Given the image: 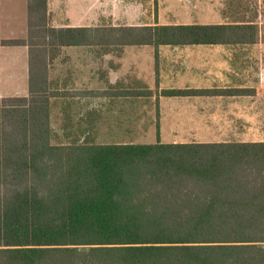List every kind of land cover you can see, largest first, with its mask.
<instances>
[{"label":"trees","instance_id":"obj_1","mask_svg":"<svg viewBox=\"0 0 264 264\" xmlns=\"http://www.w3.org/2000/svg\"><path fill=\"white\" fill-rule=\"evenodd\" d=\"M49 19L48 0H28L26 39L2 41L29 46L30 82L28 96L0 97V264H264V140L104 143L86 128L76 134L65 116L70 140L53 143V102L84 91L53 85L48 52L250 44L259 25L58 27Z\"/></svg>","mask_w":264,"mask_h":264},{"label":"rangeland","instance_id":"obj_2","mask_svg":"<svg viewBox=\"0 0 264 264\" xmlns=\"http://www.w3.org/2000/svg\"><path fill=\"white\" fill-rule=\"evenodd\" d=\"M181 1V4H178L176 0H167V5L160 8L158 0L155 1V4L151 0H109L108 3L103 0L101 2L104 4V12L100 10L98 23L122 25L154 23L156 21L211 22L220 19L222 7H204L202 4L206 0ZM208 2L218 4L222 0H208ZM56 9L58 8L56 7ZM106 14L108 17H106ZM54 19L55 25H60L62 15L55 13ZM259 21L262 28L264 26V13ZM254 46V48L257 47L261 50L264 48V43L258 42ZM147 48L142 46L141 49L147 50ZM130 49L138 50L135 47ZM77 50L72 48L62 49L58 56L53 55V57L51 56L54 53L51 51L49 53L51 60L55 58L53 64H50L53 81L66 82L67 89H88L95 87L97 84L102 86L105 84V80L109 79L111 74L114 73V79H117V81L123 80L125 85L122 84V87L144 89L147 88V85H150L153 90L157 91V81L161 83V88H168L172 84L179 85L176 83L184 86L194 83V80H197V84L202 85L208 81V76H215L216 73L196 70V74L189 75V81H186L187 78L181 79V77L179 79L176 77L170 78L165 72L166 67L164 65L161 66V69L150 65L148 62L150 55L146 51H141L140 62L133 61L137 57L132 53L125 67L122 66L109 71L106 69L107 61L98 60L94 65L89 50L87 51L85 47L84 50L86 51ZM261 53L260 55L258 53V58L262 57L264 59V51L263 55ZM117 57L115 56V60H118ZM261 63L264 64V61ZM255 67L254 65L251 80H255L253 74L255 72L258 79L260 74H264V66L260 67L259 65L258 68L256 67L257 69ZM257 86L260 87V92H263L264 82H257ZM144 96L131 98L130 102L118 103L114 114H105L104 112L103 121L98 123L96 128H89L90 133L88 136L97 142L121 141L132 143L264 140L263 94L255 97L253 101L236 102L219 98H176L170 96L166 98L163 96L156 100L154 97ZM61 106L62 102L60 100L56 99L53 102L51 114L53 143L70 140L65 136L64 130L61 129L63 122L62 109L64 108L61 109ZM73 108V113L77 118L74 117L73 120L67 122L69 125H73L76 134H79L81 130L87 128L85 126L89 124L90 119L86 118V116H89L88 114L85 115L87 111L84 110L82 103L75 104ZM82 108L83 110H81ZM81 114L84 117H80Z\"/></svg>","mask_w":264,"mask_h":264},{"label":"crops","instance_id":"obj_3","mask_svg":"<svg viewBox=\"0 0 264 264\" xmlns=\"http://www.w3.org/2000/svg\"><path fill=\"white\" fill-rule=\"evenodd\" d=\"M103 0H48L49 20L50 23L58 27H70V26H91V27H109L118 26L115 24H99L98 15L100 10L103 11ZM106 3L109 0H105ZM112 1V0H111ZM153 4L157 0H151ZM167 0H158L159 6L167 5ZM174 1V0H171ZM178 4H181L179 0ZM107 5V4H106ZM204 7H222L220 11V19L211 22H162L156 21L154 23L144 24H190V23H243L253 22L257 23L260 27L258 40L250 44H194L183 46L161 45L157 51L152 45H92V46H64L54 49H48V52H53V55L58 56L62 49L72 48L78 51H86L84 47L89 50L92 58L91 61L96 64L98 60L107 61L106 69L114 70L126 66L128 60H130V54L134 53L137 57L133 59L135 62H140L139 57L141 51H146L150 57L148 62L153 67L161 69L164 65L165 72L170 78H187L189 81V75L196 74V70L216 72L215 76H208V81L205 84H197V80L194 83H189L182 86L180 83L177 86L175 84L170 85L168 88H161V83L156 82L157 91L153 90L152 86H148L144 89L152 90L150 94L132 95L123 93L130 89H142L136 87H122L123 80L117 81L113 78L114 73L110 78H106L105 84L102 86L88 88V89H67L66 82L60 81L54 82L52 72L50 68V79L54 86L63 87L62 90L66 91H84V93L74 95H61L58 100L62 102V118L65 116L72 119L77 118L73 113V106L78 103H82L84 110L87 111L90 122L87 127V132L90 133L89 128H96L98 123L103 121L105 114H114L115 107L118 103L130 102L131 98H140L144 95L148 97H154L159 100L161 97H200L209 99H223L230 102L236 101H253V99L260 94V87L257 86V82H264V74L258 75L255 73V80H251L253 66L257 68L264 66V59L258 58L263 49L254 48L258 42L264 43V26L261 28L259 18H262L264 13V0H222V2L209 3L208 0L202 4ZM56 7L58 9H56ZM108 7V6H106ZM254 8V10H252ZM55 13L62 15V21L60 25H55ZM250 13V14H249ZM108 14V12H107ZM106 14V17H108ZM144 24H122V25H144ZM28 34V0H0V97L9 96H28L29 94V82H30V50L26 44H9L2 43L6 40L26 39ZM142 46L148 47L147 50L141 49ZM254 46V47H253ZM138 48V50L130 48ZM132 51V52H130ZM157 52V53H156ZM115 56H118L115 60ZM49 56V65L53 64ZM260 61V62H259ZM255 67V68H256ZM256 68V69H257ZM114 72V71H113ZM250 72V74H248ZM199 79V77H198ZM117 81V82H116ZM125 85V84H124ZM104 86V87H103ZM119 86V87H118ZM121 86V87H120ZM129 86V85H126ZM131 86V85H130ZM176 87V88H175ZM226 89L231 90L233 93L220 94V95H190V96H175V95H163L162 91L165 89ZM143 89V90H144ZM239 90L240 93H238ZM87 92V93H86ZM145 97V96H144ZM159 102V101H158ZM83 110V108L81 109ZM83 113V112H82ZM81 114L80 117H82ZM78 117V118H80ZM84 117V116H83ZM81 127V124L79 125ZM62 131L63 122L61 125ZM212 141V140H211ZM121 142V141H118ZM176 142V141H174ZM104 143H117V142H104ZM125 143V142H122Z\"/></svg>","mask_w":264,"mask_h":264}]
</instances>
